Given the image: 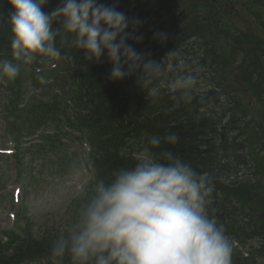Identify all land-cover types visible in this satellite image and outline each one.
<instances>
[{
	"label": "trees",
	"instance_id": "1",
	"mask_svg": "<svg viewBox=\"0 0 264 264\" xmlns=\"http://www.w3.org/2000/svg\"><path fill=\"white\" fill-rule=\"evenodd\" d=\"M98 3L114 4L129 18L142 21L137 34L146 33L141 44L143 53L160 63L161 69L166 64L161 63L162 58L170 61L173 64L168 75L170 80L187 75L189 70L192 73L187 77L197 80L196 69L201 66L214 67L216 77L201 92L192 88L162 90L157 87V75L153 74H150L151 81L145 80L141 73L110 80L112 66L106 55L99 62L86 60L82 50L70 43L61 45L58 37L61 52H69L82 63L86 72L77 87L78 115L74 123L87 133L89 142L96 148L91 157L92 181L104 179L107 182L118 168L134 166L135 154L147 143L148 136L158 135L161 144L152 151L159 156L170 150L197 172L208 174L214 184L209 206L212 215L236 235H261L259 252L264 254V229L252 226L253 229L247 230L249 221L239 224L243 219L255 218L264 202L260 187L264 182V103L259 111L251 109L236 92L240 84L258 101L264 99V35L240 31L231 33L229 45L221 44L220 35L230 31L217 27L211 18L212 7L206 0H98ZM59 4L60 0H48L42 10L51 12ZM12 11L7 0H0V16L3 17L0 50L6 52H11L7 19ZM155 33H164L167 38L161 41L154 38ZM191 39L201 41V56L190 52ZM127 43L137 44L131 40ZM233 69L237 74L230 77ZM23 123L21 127H31V123ZM169 133L178 136L175 144L163 140ZM46 144L62 153V161L70 162L58 141L48 138ZM42 149L36 152L41 153ZM244 151L249 158L247 168L251 177L237 179L248 163ZM17 154L15 160H23L24 154ZM231 170L235 175L223 178L229 175L224 171ZM80 202L81 198L72 208H78ZM241 212L248 216L239 217ZM30 232L27 241L13 235L6 244H0V264H22L31 256L51 252L52 241L45 248Z\"/></svg>",
	"mask_w": 264,
	"mask_h": 264
},
{
	"label": "clouds",
	"instance_id": "2",
	"mask_svg": "<svg viewBox=\"0 0 264 264\" xmlns=\"http://www.w3.org/2000/svg\"><path fill=\"white\" fill-rule=\"evenodd\" d=\"M7 3L13 9L7 19L13 60H0V79L14 80L21 64L37 57L60 60L58 37L61 45L82 50L86 60L99 62L106 55L110 80L159 68L127 43L143 39L137 34L142 21L114 4L60 0L45 12L48 0ZM154 38L167 37L155 33ZM163 140L175 144L178 136L169 133ZM160 144V136H148L134 166L118 168L107 182L90 181L74 219L51 245L53 264H63L66 257L71 264H232V242L209 214L212 179L170 150L157 156L152 148Z\"/></svg>",
	"mask_w": 264,
	"mask_h": 264
},
{
	"label": "rangeland",
	"instance_id": "3",
	"mask_svg": "<svg viewBox=\"0 0 264 264\" xmlns=\"http://www.w3.org/2000/svg\"><path fill=\"white\" fill-rule=\"evenodd\" d=\"M220 1H230V0H220ZM234 4V11H237L238 17L233 18L232 14L230 16L227 15L226 23L232 24L229 28L231 31L240 30H250L256 33L260 32L264 35V0H231ZM253 1L255 2L254 7L249 10V4H252ZM146 35V33H144ZM152 37V35H150ZM264 38V37H263ZM143 43V39L137 43L133 44L132 46L135 50L139 53H142L144 46L141 45ZM201 41L191 39L190 40V52L194 54V56L199 57L201 56L202 49L200 48ZM220 43L223 45H228L227 41L222 38L220 39ZM198 60V59H197ZM196 60V61H197ZM165 61V57L162 58L161 62ZM264 61V58H263ZM182 65V64H180ZM161 66V65H159ZM173 65L169 67V64L166 66V79L169 80L168 75L170 70L172 69ZM150 71V70H149ZM149 71L147 72L149 74ZM185 71V70H184ZM144 73L143 74H147ZM192 70L187 71V75L191 74ZM230 77L237 74V71L233 69L230 73ZM185 75H181L176 77L165 86L159 82L157 77V85L158 87L170 88L172 90H188V89H197L198 92L204 91L209 87V83L213 80L216 76L213 68L211 66L208 67H200L196 69L195 76H198L197 80L189 79ZM50 91L48 89L45 90L46 95L50 96ZM236 92L239 94V97L245 100V102L250 105V107L254 110H260L263 106L264 99L260 102L258 101L252 92H248L245 89L244 85H238L236 88ZM42 93L39 92L38 95ZM19 120H31L33 118H20ZM248 119V118H247ZM2 120V119H1ZM24 121L25 124L31 123L30 121ZM50 121L53 122V119L50 118ZM3 121V120H2ZM0 121V122H2ZM4 122V121H3ZM2 122V123H3ZM3 125L0 124V146L2 145L3 141L6 144H9V140L11 138L10 135H13L14 131L10 130L11 133L6 132L5 122ZM37 124L34 123L33 126ZM48 125V123H46ZM29 126L33 127L32 124ZM10 129V128H9ZM51 130H53L51 128ZM33 130L27 131V135H24L21 138L22 144H25L30 136V133ZM40 132H35L34 135L39 134ZM73 133V132H72ZM10 134V135H9ZM32 134V133H31ZM73 134H76L75 132ZM33 135V134H32ZM33 135V136H34ZM22 136V134H21ZM35 137V136H34ZM83 147H85L83 145ZM82 145L78 144L77 141L70 143V148L68 151L74 152L77 157L80 154L86 156L88 149L83 148ZM245 152V151H244ZM50 154V152L48 153ZM47 154V155H48ZM230 154V153H228ZM70 158L73 159L74 155L69 154ZM40 157L44 159L45 167L42 169L41 173H37L38 169L40 168L39 164ZM244 158L247 160V165L243 166L241 169V174L244 175L248 173V166H249V158L245 152ZM56 158H53V154H50L49 159L47 156L43 157L42 155L36 153L31 154L28 152L24 159V166L21 168V177L20 180L23 182L24 191L22 198H19V204H17L13 200L12 190L17 187L18 185H14L12 179L14 178V174L11 171L9 161L5 160L2 162L0 160V244L6 243L8 237L3 233L1 230H7L11 228L12 223L14 221L13 214L19 212L20 218V225L21 227H29L32 237L37 239L42 246L47 248V244L50 241L54 242L57 236L65 231L71 221L74 219L76 209L72 208L70 205L71 201L76 198L79 189L82 187L86 180L85 173H81L79 170H76L75 173L71 174L66 179L64 176L62 177L61 174H58L59 163L53 162ZM51 160V161H50ZM73 165H76L73 163ZM76 167H78L76 165ZM44 171V172H43ZM73 172V171H72ZM71 172V173H72ZM229 175L223 176V178L231 177L235 175L233 170L231 171H224ZM66 174V173H65ZM60 177V180L57 178ZM57 184V185H56ZM262 191L264 193V182L260 185ZM20 195V194H19ZM264 195V194H263ZM25 196V197H24ZM22 199V201H21ZM71 207H70V206ZM25 214V215H24ZM238 214V213H237ZM238 216L246 218V215L239 214ZM257 216V217H256ZM255 218L258 221H254L255 218L252 220L250 219H243L240 222V225L247 224L248 226L245 228L247 230L253 229L252 226L262 227L264 229V202L262 203L258 213L256 214ZM254 224V225H253ZM25 233L28 235L27 228L25 229ZM261 244V240L253 239L252 243H249L251 246V250L257 249ZM247 245V243H246ZM245 245V246H246ZM245 246L242 245L239 247H235L237 250H244ZM233 249V250H236ZM4 250H9V248H5ZM10 251V250H9ZM250 250H245L244 252H249ZM233 254L234 253L233 251ZM247 255L246 253L243 256ZM243 258L240 259L242 261ZM253 264H264V260L257 258L253 261Z\"/></svg>",
	"mask_w": 264,
	"mask_h": 264
}]
</instances>
